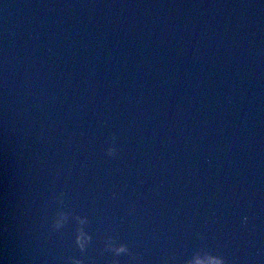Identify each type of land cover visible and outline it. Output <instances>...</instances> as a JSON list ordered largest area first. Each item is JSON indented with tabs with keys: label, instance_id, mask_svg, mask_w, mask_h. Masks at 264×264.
Here are the masks:
<instances>
[{
	"label": "water",
	"instance_id": "1",
	"mask_svg": "<svg viewBox=\"0 0 264 264\" xmlns=\"http://www.w3.org/2000/svg\"><path fill=\"white\" fill-rule=\"evenodd\" d=\"M213 257L264 264V0H0V264Z\"/></svg>",
	"mask_w": 264,
	"mask_h": 264
},
{
	"label": "clouds",
	"instance_id": "2",
	"mask_svg": "<svg viewBox=\"0 0 264 264\" xmlns=\"http://www.w3.org/2000/svg\"><path fill=\"white\" fill-rule=\"evenodd\" d=\"M59 227H60V221L57 220L54 224V228L59 229ZM87 239L88 238L84 237L83 234L77 237V244L82 251L85 249ZM111 250L114 251V254L117 256L127 252V248L123 245L119 247H114ZM212 260H213V264H225V261L219 257H213Z\"/></svg>",
	"mask_w": 264,
	"mask_h": 264
}]
</instances>
